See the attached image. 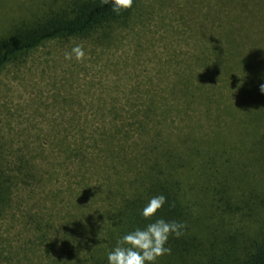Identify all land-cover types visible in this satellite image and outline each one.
Returning <instances> with one entry per match:
<instances>
[{
  "label": "rangeland",
  "instance_id": "obj_1",
  "mask_svg": "<svg viewBox=\"0 0 264 264\" xmlns=\"http://www.w3.org/2000/svg\"><path fill=\"white\" fill-rule=\"evenodd\" d=\"M61 1L0 0V33ZM236 9L138 0L0 68V264H48L44 224H96L108 189L156 177L178 182L195 245L168 264H230L264 241V21ZM75 45L85 56L65 59Z\"/></svg>",
  "mask_w": 264,
  "mask_h": 264
},
{
  "label": "trees",
  "instance_id": "obj_2",
  "mask_svg": "<svg viewBox=\"0 0 264 264\" xmlns=\"http://www.w3.org/2000/svg\"><path fill=\"white\" fill-rule=\"evenodd\" d=\"M226 1L237 8L236 17L249 18V16H253L264 21V0ZM137 3L138 0H134L132 8L122 11L119 15L114 14L110 6L102 4L101 0H62L59 5L52 4L40 15L38 14L35 19L19 20L5 32L0 33V68L17 55L27 52L45 41L59 37L86 35L105 24L124 19L132 13ZM240 11H243L244 14H240ZM233 29L232 22H229L225 37L227 35L232 37L230 33H233ZM263 41L261 40V42ZM243 45L245 46L246 43ZM252 46L250 44V47ZM139 186L136 191L131 193L125 192L122 187L118 191L108 189L107 208L104 210L103 217L96 224L89 223L88 226H82L81 223L67 221L64 229H59L51 223H48L47 226L44 224L45 229L41 233L39 243L48 237L47 231L53 236V241L48 242L44 249L48 256L46 262L48 264H108L107 253L116 246V241L120 237L135 228H144L156 218L185 224L181 236L169 235L166 244L171 249L169 257L167 255L159 257L157 264H168V259L171 261L183 260V257L192 252L195 245H193L188 232L189 216L179 194L178 182L156 177L150 179L149 182H146L145 179L142 180ZM116 194L119 197L113 198L112 195ZM2 195L3 190L0 185V196ZM156 195L165 196V205L158 210L155 217L145 219L140 214L141 209L151 197ZM58 239L61 243L54 249ZM230 264H264V241L258 244L243 260Z\"/></svg>",
  "mask_w": 264,
  "mask_h": 264
},
{
  "label": "clouds",
  "instance_id": "obj_3",
  "mask_svg": "<svg viewBox=\"0 0 264 264\" xmlns=\"http://www.w3.org/2000/svg\"><path fill=\"white\" fill-rule=\"evenodd\" d=\"M102 4L110 6L114 14L132 8L134 0H101ZM85 52L81 46L75 45L70 53H65V59L81 60ZM264 93V84L260 85ZM166 202L164 195L151 197L141 209L145 219L155 217ZM185 224L176 221H166L156 218L144 228H135L116 241V246L107 253L108 264H157L159 257L168 255L171 249L166 246L169 235L179 237L183 234Z\"/></svg>",
  "mask_w": 264,
  "mask_h": 264
}]
</instances>
